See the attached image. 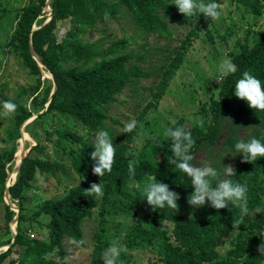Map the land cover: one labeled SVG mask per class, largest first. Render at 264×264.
<instances>
[{
    "label": "trees",
    "instance_id": "16d2710c",
    "mask_svg": "<svg viewBox=\"0 0 264 264\" xmlns=\"http://www.w3.org/2000/svg\"><path fill=\"white\" fill-rule=\"evenodd\" d=\"M45 1L29 0L21 8L16 14L15 28L8 44L14 47L30 76H40L41 73L29 45L43 71L51 75L56 89L43 112L45 116H65L79 122L88 134L104 137L109 120L104 111L106 106L114 103L116 96L126 86L136 85L141 78L154 74L153 70L147 71L140 66L148 62V43L145 41L141 44L143 52L134 54L131 51L122 52L119 42H109L103 47L98 42L83 41L81 37L98 24L117 21L123 8L130 13L143 40L151 34L169 36L166 20H196L194 16L188 17L176 11L167 0H49L50 19L43 23ZM232 1L246 6H251L253 2ZM255 1L256 5H264V0ZM204 5V0H201L199 6ZM61 21H69L70 27L58 42L54 30ZM193 33L196 34V30H190L188 37ZM234 45V51L230 54L234 69L221 78L217 96H210L208 103L203 105L205 120L192 125L181 120L170 128L169 135L177 142V147L182 148L180 152H175L163 140L155 138L148 141L138 158L133 160L129 151L133 136L127 129L125 135L107 136L108 143L102 138L97 139L101 142L96 147L109 151L106 159L99 163L95 159V147L84 142L76 131L56 130L46 135L76 144L74 146L79 157L71 155L70 167L83 181L70 188L60 199L42 202L30 218L33 222L40 214L49 218L46 225L49 229L48 240L29 239L18 231L12 246L0 254V264L15 246L21 248L22 252L16 259L9 260L8 264H53L45 255L54 248L62 260L64 238L78 245L83 243L81 226L97 207L96 186L103 184L101 195L105 200L116 186L144 179L148 181L155 200L161 202L157 215L155 204L148 205L147 201V209L143 212L145 217L163 218L173 225L174 241L161 244L163 264L262 263L264 233L256 237L254 231L264 228L261 202L264 192L260 181L264 175V32L254 35L251 42L245 36ZM172 55L170 61L176 55L174 51ZM51 89L52 84L44 88L46 100ZM36 90L33 88V91ZM13 103L3 100L0 105L11 106ZM29 115L30 112L19 106L13 117L14 127L18 128ZM240 130L243 134L238 136ZM220 134H223L222 138L218 139ZM14 135L18 137L17 130L15 134L9 131L8 141ZM217 145L219 147L213 157L221 162L213 163L206 176L188 171L191 157L198 149L202 148L209 156ZM43 149L40 141L30 149L21 161L15 181L8 187L10 201L16 203L20 210L23 208L25 190L37 171L52 176L55 172L66 175L63 165L45 159ZM14 152L15 147H11L0 153L2 186L6 177L5 167L13 160ZM223 154L234 164L230 171L222 169ZM205 188L207 197L196 204L197 196ZM4 209V220L8 222L13 212L6 205ZM254 211H260L261 215L249 222L248 218ZM105 213L102 203L95 237L106 229ZM22 219L23 216H19V220ZM233 232L236 236L230 241V250L226 256H220L215 247ZM140 233L139 236L127 234L125 242L132 245L134 237L149 235V239H154L156 235L165 239L164 233L158 234L154 226ZM1 236L9 237L10 232L5 230ZM98 243L92 249L90 264H98L107 249L101 246H108L107 242L100 240ZM59 264L70 263L61 261Z\"/></svg>",
    "mask_w": 264,
    "mask_h": 264
},
{
    "label": "rangeland",
    "instance_id": "374dc122",
    "mask_svg": "<svg viewBox=\"0 0 264 264\" xmlns=\"http://www.w3.org/2000/svg\"><path fill=\"white\" fill-rule=\"evenodd\" d=\"M28 1L0 0V103L3 100L14 102L11 106L0 105V153L15 147L13 160L5 167L4 184L0 185V254L12 246L18 231L29 239L47 241L49 229L46 225L49 218L43 214L38 215L37 221L34 222L30 218L42 202L60 199L70 188L83 181L70 167L71 155L79 157L77 147L74 146L76 144L46 135L56 130L76 131L84 142L95 147V159L99 163L106 159L109 151L98 149L96 145L101 140L97 139L102 138L108 143L107 136L125 135L127 129L133 136L129 146L133 160L138 158L147 142L155 138H160L165 145L175 152H180L182 148L177 147V142L169 135L170 128L181 120L189 125L205 120L206 112L202 108L203 105L208 103L210 96L214 98L217 96L221 78L234 69L230 54L234 51L235 42L245 36L248 42H251L254 35L264 32V5L262 3L256 5L255 0L251 6L232 0H204L205 5L202 7L199 6L201 0H167L176 11L188 17L194 16L196 19L193 22L166 20L170 32L167 37L151 34L146 40L140 39L139 30L135 27L130 13L124 8L117 21L98 24L81 37L83 41L98 42L103 47L109 42H119V47L123 48L122 52L131 51L134 54L143 52L141 44L147 41L148 62L140 66L147 71H154L151 77L141 78L136 85L126 86L116 96L114 103L106 106L104 111L109 120L106 122L107 135L104 137L88 134L79 122L65 116L44 115L50 94L46 100L43 91L46 85L52 84L51 78L46 75L49 73L43 71L41 66L40 76H30L28 69L17 57L14 47L8 44L15 28L16 14ZM49 11V8L43 9L45 13L43 23L49 19ZM69 27V21L58 22L54 30L58 42L64 38ZM193 29L196 30V34L188 37L189 31L192 32ZM173 51L176 55L170 61ZM163 65L166 67L163 68ZM160 68L161 70H156ZM33 88L37 90L33 91ZM51 91L52 89L49 93ZM18 105L30 112V115L16 128L13 117ZM16 130L18 137L14 135L12 140L8 141L7 133L11 131L15 134ZM242 134L243 131L240 130L238 136ZM23 135L27 138L25 139ZM222 135L220 134L218 139H221ZM38 141L44 148L42 154L45 159L63 165L66 175L55 172L52 176L37 171L29 188L25 190L23 208L20 210L16 203H12L10 199L5 200L4 190L15 181L18 171L15 168L19 160L23 159ZM115 142L117 143V140ZM218 147L219 145L213 149L212 155L209 153V156L202 148L198 149L191 157V167L188 171L206 176L213 163L221 162L213 157ZM223 162L222 169L232 170L234 164L224 154ZM13 171L15 174L11 178ZM260 181L264 192V175ZM102 187L103 184L94 188L97 192V207L92 210L91 216L82 222V245L64 238L62 260L56 248L45 257L52 260L53 264H59L61 261L70 264H90L93 247L103 240L108 246L101 244L107 249L101 255L98 264H163L161 244L174 241L173 225L163 218L160 220L159 217L151 219L145 217L143 212L147 209V201L148 205L155 204L157 215L161 210V202L155 200L149 190L148 181L144 179L141 182L116 186L105 200L101 195ZM207 194L205 188L197 196L196 204L202 203ZM261 202L264 211V194L261 195ZM102 203L106 209V229L95 237L99 229L98 219ZM4 205L13 212L8 222L4 220ZM260 215V211L252 212L248 218L249 222ZM19 216H23L24 219L20 221ZM152 226L158 234L164 233L165 239L158 235L154 239H149V235L134 237L132 245L125 242L127 234L139 236L142 230H148ZM5 230L10 232L9 237L1 236ZM263 233L264 228L254 231L256 237L263 236ZM235 236L236 233H231L230 237L215 247V251L220 256H226L231 248L230 241ZM21 252L18 246L13 247L1 264H8L9 260L16 259ZM260 264H264V261Z\"/></svg>",
    "mask_w": 264,
    "mask_h": 264
},
{
    "label": "water",
    "instance_id": "95a60500",
    "mask_svg": "<svg viewBox=\"0 0 264 264\" xmlns=\"http://www.w3.org/2000/svg\"><path fill=\"white\" fill-rule=\"evenodd\" d=\"M48 4H49V0H46L45 1V7L46 8H49L48 7ZM50 10V9H49ZM49 19H50V17H49ZM48 21V20H47ZM36 28H33V30H35ZM29 50H30V53H31V55H32V58L35 60V62L37 63V65H38V67H39V69H40V71H41V63H40V61H39V59L36 57V55H35V53L33 52V50H32V48H31V45H29ZM42 73V72H41ZM51 80H52V77H51ZM53 81V80H52ZM52 91H51V93H50V95H49V99H48V101H50V98H51V96H52V94L54 93V91H55V89H56V86H55V84H54V81L52 82ZM21 161H22V158L19 160V163H18V165H17V167L15 168L16 169V171L18 170V168H19V166H20V164H21ZM8 187L9 186H6L5 187V190H4V197H5V200H8L9 199V195H8ZM7 205H8V203H7ZM9 206V205H8ZM10 207V206H9Z\"/></svg>",
    "mask_w": 264,
    "mask_h": 264
},
{
    "label": "bare ground",
    "instance_id": "6f19581e",
    "mask_svg": "<svg viewBox=\"0 0 264 264\" xmlns=\"http://www.w3.org/2000/svg\"><path fill=\"white\" fill-rule=\"evenodd\" d=\"M48 77H50L51 78V76H50V74H46ZM24 136V138L26 139L27 138V136L26 135H23ZM29 139V138H28ZM14 174H15V172L13 171L12 172V175H11V178L14 176ZM10 178V177H9Z\"/></svg>",
    "mask_w": 264,
    "mask_h": 264
},
{
    "label": "clouds",
    "instance_id": "9594fccd",
    "mask_svg": "<svg viewBox=\"0 0 264 264\" xmlns=\"http://www.w3.org/2000/svg\"><path fill=\"white\" fill-rule=\"evenodd\" d=\"M51 76V75H50Z\"/></svg>",
    "mask_w": 264,
    "mask_h": 264
}]
</instances>
